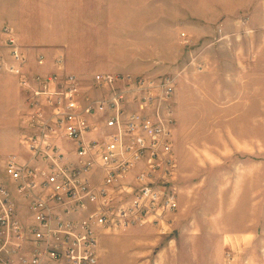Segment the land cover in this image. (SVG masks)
<instances>
[{"label":"rangeland","instance_id":"1","mask_svg":"<svg viewBox=\"0 0 264 264\" xmlns=\"http://www.w3.org/2000/svg\"><path fill=\"white\" fill-rule=\"evenodd\" d=\"M260 6L264 0H0V17L65 48L69 66L88 76L85 89L98 70L138 67L176 77L178 209L158 223L100 234L99 264H264V108L257 93L228 85L230 65L216 60L234 54L243 69L258 54ZM246 21L256 28L252 39ZM221 28L228 37L217 41ZM194 57L210 71L196 73ZM186 72L185 93L178 76ZM23 98L14 78L1 75L0 164L10 155L29 159L24 136L19 141L30 133ZM241 99L250 107H238Z\"/></svg>","mask_w":264,"mask_h":264},{"label":"built area","instance_id":"2","mask_svg":"<svg viewBox=\"0 0 264 264\" xmlns=\"http://www.w3.org/2000/svg\"><path fill=\"white\" fill-rule=\"evenodd\" d=\"M0 34V72L18 76L30 130L29 159L0 164V264H99L100 234L178 209L176 77L99 72L85 89L63 58L61 72L30 74L15 30Z\"/></svg>","mask_w":264,"mask_h":264},{"label":"crops","instance_id":"3","mask_svg":"<svg viewBox=\"0 0 264 264\" xmlns=\"http://www.w3.org/2000/svg\"><path fill=\"white\" fill-rule=\"evenodd\" d=\"M264 6H260L257 8L258 12L263 13V19H262V25L259 26V32L258 37L256 38L259 44V52L258 54H250L245 58L243 61V69H236V65L234 64L236 59L234 54L228 55L226 58H217L216 60H224L226 61L231 69H228L227 74V84H241L242 87L239 90L246 91L249 93H257L258 94V107L261 108V105L264 108ZM0 23H5L11 26L16 33V37L18 40V43L22 46V49L27 56L28 62L26 66L27 72L30 74L34 73H40V74H49L53 72H61L60 67L57 63L58 58H63L64 60V71L68 73H74L78 75L82 80L83 77L88 76H82V74L79 73V70L76 68H72L68 64V54L66 53L65 48L63 47H57L55 46L57 43L55 41L50 40L49 38H41L39 36H32L31 34H24L22 28H19L16 21L13 19L6 20L5 18L0 17ZM248 23V24H247ZM245 24V33L249 36V39H252L250 37L251 35L255 34L256 28H253L249 25V22H244ZM253 28V29H252ZM220 36L218 37L217 29L215 30V40L221 41L223 39H226L228 35H223L221 32H223L222 28L221 31H219ZM27 33V32H26ZM217 33V34H216ZM186 35V34H185ZM247 38V39H248ZM248 39V40H249ZM4 37L0 34V51L6 52V49L3 47ZM43 56V64L38 63L39 56ZM193 61L195 65H198L200 69H196V73H202L205 71H210L208 69L209 65L204 61V58H193ZM197 70H199L197 72ZM213 73H215L214 77L219 76V69L212 70ZM99 72H111V73H122V74H130L133 76L138 75H155L154 73L147 72L145 69L141 70L138 67H135V69L131 70H98L95 71L90 77L92 78L94 74ZM4 75L7 77L14 78L17 88L19 89L20 93L22 94V88L19 84V78L18 76L8 73V72H0V76ZM157 75V74H156ZM207 75V74H206ZM211 76V75H210ZM90 78V79H91ZM198 79H195V83ZM84 81V80H83ZM178 82L180 84L179 91L186 93V89L190 87V83L192 82L191 75L189 73H181L178 76ZM177 89V87H176ZM185 99L179 98V107H181L184 104ZM242 101V102H239ZM236 102V104H239L238 107H242L243 109L249 108L250 104L249 101L239 100ZM176 104V91L174 95V106ZM22 109L26 108V103L24 101V98L21 102ZM24 135V132L20 134L19 141L21 140L22 136Z\"/></svg>","mask_w":264,"mask_h":264}]
</instances>
